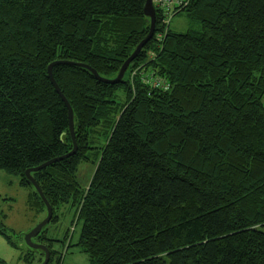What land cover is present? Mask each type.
Returning a JSON list of instances; mask_svg holds the SVG:
<instances>
[{
	"label": "trees",
	"instance_id": "trees-1",
	"mask_svg": "<svg viewBox=\"0 0 264 264\" xmlns=\"http://www.w3.org/2000/svg\"><path fill=\"white\" fill-rule=\"evenodd\" d=\"M146 1L0 0V169L31 185L27 169L73 150L48 74L72 62L53 75L77 150L32 172L51 221L81 202L78 244L94 264H264V0H188L173 16L198 24L186 32L156 9L119 83L76 65L116 77L150 31ZM43 232L34 241L55 264ZM0 233L16 243L1 221ZM35 253L43 262L30 248L25 259Z\"/></svg>",
	"mask_w": 264,
	"mask_h": 264
},
{
	"label": "rangeland",
	"instance_id": "rangeland-1",
	"mask_svg": "<svg viewBox=\"0 0 264 264\" xmlns=\"http://www.w3.org/2000/svg\"><path fill=\"white\" fill-rule=\"evenodd\" d=\"M197 28L183 12L176 15L171 23L174 32H186L189 28ZM120 100H124L120 95ZM95 170V163L85 161L79 165L77 180L85 191ZM83 191V192H84ZM35 192L33 185L21 184L20 176L0 169V221L8 234L13 236L15 244L5 234L0 233V264H41V255L34 254L25 259L29 247L24 236L47 216V209L37 211L35 208ZM81 205V202H80ZM78 204V208L80 206ZM46 208V207H45ZM78 208L71 203L60 205L59 218L50 221L44 227L43 235L52 241V249L56 251L54 263L57 264H94L89 254L78 244L82 220L78 218Z\"/></svg>",
	"mask_w": 264,
	"mask_h": 264
},
{
	"label": "water",
	"instance_id": "water-1",
	"mask_svg": "<svg viewBox=\"0 0 264 264\" xmlns=\"http://www.w3.org/2000/svg\"><path fill=\"white\" fill-rule=\"evenodd\" d=\"M144 14L147 16V18L150 21V31L148 33V35L136 46L135 50L133 51V53L128 57V59L123 63V65L121 66L118 74L116 77L114 78H106V77H102L93 67H91L88 64H84V63H76V65L81 66L83 68H86L87 70H89L98 80L103 81L105 83H111V84H115V83H119L123 80L124 75L129 67V65L131 64V62L139 55L140 51L144 48V46L149 42V40L153 37L155 31H156V8L154 6L153 0H147L146 4L144 6ZM59 63H66V64H71L72 62H67V61H56L54 63H52L49 66L48 69V74H49V78L51 80V82L53 83L55 89L57 90V92L60 94L63 102L65 103L67 109H68V113H69V130H70V134L71 137L73 139L74 142V148L73 150L65 155L59 156V157H55L49 161H46L36 167H32L26 170L25 175H26V179L27 182L31 185H33L36 188V191L39 193L41 199L43 200V202L45 203L46 207H47V216L41 221L39 222L31 231H29L27 234H25L24 239L26 244L28 245V247L30 249L33 250H41L44 255L45 258L43 260V262L41 264H48L49 260H50V249L41 243H37L34 241V238L39 235L41 233V231L43 230V228L45 226H47V224L51 221L52 215H53V209L51 204L49 203V201L47 200L46 196L44 195L40 185L38 184V182L35 180V178L32 175V172H37L40 171L50 165H52L53 163L63 160L67 157H69L70 155L74 154L77 150V143L75 140V125H74V111L73 108L71 106V104L69 103L68 99L66 98V96L62 93L59 85L57 84L54 75H53V67L56 64Z\"/></svg>",
	"mask_w": 264,
	"mask_h": 264
},
{
	"label": "built area",
	"instance_id": "built-area-1",
	"mask_svg": "<svg viewBox=\"0 0 264 264\" xmlns=\"http://www.w3.org/2000/svg\"><path fill=\"white\" fill-rule=\"evenodd\" d=\"M156 9H159L162 15V24L169 26L176 11L188 4V0H153ZM137 71L135 70L133 74ZM154 80V77H147L146 83Z\"/></svg>",
	"mask_w": 264,
	"mask_h": 264
},
{
	"label": "crops",
	"instance_id": "crops-1",
	"mask_svg": "<svg viewBox=\"0 0 264 264\" xmlns=\"http://www.w3.org/2000/svg\"><path fill=\"white\" fill-rule=\"evenodd\" d=\"M174 19V18H173ZM173 19H172V21H173ZM172 21H171V23H172ZM170 28H171V24H170Z\"/></svg>",
	"mask_w": 264,
	"mask_h": 264
}]
</instances>
